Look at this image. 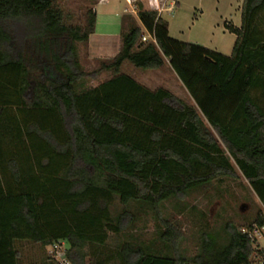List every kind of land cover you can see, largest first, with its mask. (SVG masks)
I'll list each match as a JSON object with an SVG mask.
<instances>
[{
    "label": "trees",
    "instance_id": "obj_1",
    "mask_svg": "<svg viewBox=\"0 0 264 264\" xmlns=\"http://www.w3.org/2000/svg\"><path fill=\"white\" fill-rule=\"evenodd\" d=\"M82 1L93 6L76 16L66 0H0V264L62 242L71 264H252L243 230L264 225L262 210L218 230L202 214L195 255L179 217L192 195L230 191L241 175L264 206V0H244L231 56L172 38L138 2L118 53L93 70L80 47L102 0ZM129 68L172 70L192 102ZM145 216L160 248L131 234Z\"/></svg>",
    "mask_w": 264,
    "mask_h": 264
},
{
    "label": "rangeland",
    "instance_id": "obj_2",
    "mask_svg": "<svg viewBox=\"0 0 264 264\" xmlns=\"http://www.w3.org/2000/svg\"><path fill=\"white\" fill-rule=\"evenodd\" d=\"M174 13H163V17L170 24V36L179 41L201 45L208 49L231 56L237 40L236 33L231 27L239 29L242 26V6L244 0H178ZM141 2L147 10L157 8L168 0H102L96 6L98 21L95 34L91 37L89 48L80 47L82 66L86 70H93L96 66L95 58L115 56L120 48L121 22L126 14L137 16V3ZM172 1L169 2L171 4ZM91 2L82 0H66L65 7L74 15L80 16L86 8L92 7ZM178 6V7H177ZM152 7L154 9H152ZM147 38L149 36H146ZM149 39V38H148ZM141 83L152 89L160 86L172 90L176 95L192 102L188 92L177 79L172 70L162 72H136L128 69ZM108 78L104 75L98 81H89L87 86H97ZM221 189V188H220ZM211 189L192 195L187 203L191 207L185 215L179 217L178 205L175 201L167 203L164 209L169 214H175L182 219L187 231L188 254L195 255L199 250V222L202 214L208 215L211 229L218 230L229 218L235 221L248 219L257 211L264 212V206L250 188L249 183L241 175L230 191L220 192ZM196 209H193V208ZM131 234L145 245L154 244L160 248L161 242L155 235L157 229L150 216H145ZM62 252L66 245L63 242ZM25 264L31 261L42 264L48 256H53V248L46 251L36 247H26Z\"/></svg>",
    "mask_w": 264,
    "mask_h": 264
},
{
    "label": "built area",
    "instance_id": "obj_3",
    "mask_svg": "<svg viewBox=\"0 0 264 264\" xmlns=\"http://www.w3.org/2000/svg\"><path fill=\"white\" fill-rule=\"evenodd\" d=\"M127 1L130 2V0ZM170 1H172L171 4H169ZM175 6H176L175 0H168L167 3H164L163 5L159 6L156 11H158V13L163 16V13L165 12L174 13ZM148 38L144 37L143 41L146 42L152 40L156 43V40L151 36H149ZM243 232L245 234H248L254 248V252L251 259L252 264H264V225L255 226L252 230L244 229ZM62 245L63 242L58 243L52 247L53 255H54L53 258L56 261H58L60 264H71L67 260L65 256V252L61 251L63 249Z\"/></svg>",
    "mask_w": 264,
    "mask_h": 264
},
{
    "label": "crops",
    "instance_id": "obj_4",
    "mask_svg": "<svg viewBox=\"0 0 264 264\" xmlns=\"http://www.w3.org/2000/svg\"><path fill=\"white\" fill-rule=\"evenodd\" d=\"M177 3H178V6H179V4H180V3H179V1H178V0H177ZM178 6H177V7H178ZM154 8H155V7H154ZM154 8L152 7V9H154Z\"/></svg>",
    "mask_w": 264,
    "mask_h": 264
}]
</instances>
